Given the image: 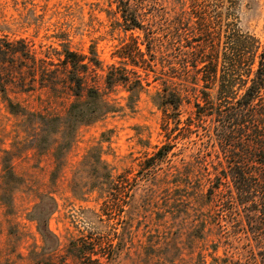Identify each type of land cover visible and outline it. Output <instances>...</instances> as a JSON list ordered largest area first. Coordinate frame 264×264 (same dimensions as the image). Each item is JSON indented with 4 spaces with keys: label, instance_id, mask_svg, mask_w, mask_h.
<instances>
[{
    "label": "rangeland",
    "instance_id": "1",
    "mask_svg": "<svg viewBox=\"0 0 264 264\" xmlns=\"http://www.w3.org/2000/svg\"><path fill=\"white\" fill-rule=\"evenodd\" d=\"M129 5L154 43L171 37L174 42H166L160 52L158 44L153 46L154 71L147 72L148 84L132 108L122 85L104 89L110 65L124 63L144 76L118 56L131 36L138 42L145 37L143 30H124L114 0H0V45L6 51L0 55V74L13 103L26 111L65 114L74 99L62 61L66 45L85 57L95 52L100 66L88 70L86 84L99 87L116 107L79 126L56 167L55 143L35 148L31 138L38 134V124L10 112L0 93V264H81L66 253V245L82 235L114 246L107 250L108 264H210L212 254L233 260L246 255V248L235 242H220L216 250L211 246L231 222L225 221L230 216L220 218L229 213L228 205H220L217 195L207 199V188L219 179L211 181L205 173L222 166L218 146L205 136L209 118L195 115L192 102H182L179 115L170 114L163 124L153 97L165 77L160 72L167 70L162 51L175 48V53L197 43L192 38L199 32L195 17H207L209 29L219 34V48L228 53L227 35L246 33L264 41V0H129ZM220 67L226 70L222 63ZM36 68L42 73L32 71ZM186 123L189 131L183 128ZM51 137L60 140L59 134ZM92 147L101 150L112 177L109 184L100 178L92 186L96 169L82 163ZM159 150L167 153L156 154ZM154 155L159 159L151 162ZM4 157L15 178L4 175ZM37 204L52 207L47 225L59 247L51 255L41 253L36 222L28 218Z\"/></svg>",
    "mask_w": 264,
    "mask_h": 264
},
{
    "label": "trees",
    "instance_id": "2",
    "mask_svg": "<svg viewBox=\"0 0 264 264\" xmlns=\"http://www.w3.org/2000/svg\"><path fill=\"white\" fill-rule=\"evenodd\" d=\"M114 1L117 3L124 30L144 31V41L138 42L136 37L131 36L130 42L124 43L118 51V56L123 61L143 70L144 76L134 69L125 68L123 63L121 66L110 65L104 77V89H111L117 84L125 88L128 92L127 105L132 108L139 91L148 84L145 78L147 72L154 71V55L151 53L153 46L158 44L157 51L160 52L161 48L166 47V42H174L171 37L166 42L159 39L154 43L155 38L152 35L147 36L148 32L146 33L143 24L138 20L135 10L130 7L129 0ZM195 18L199 32L192 38L197 43L189 44L188 49H178L175 53V48L162 51L166 57L161 54V59L167 64V70L160 72L165 77L162 79L161 89L153 97V102L162 110L163 124H167L170 114L179 115L182 102H192L195 115L209 118L211 123L205 136L212 145L218 146L215 152L222 166L219 170L214 168V172L205 173L211 181L212 177L219 179L216 185L211 184L207 188V199L217 195L218 202L222 200L220 205H228L226 209L229 213L220 214V218L230 216L225 221L231 222L229 229L226 226L219 231L218 241L211 246L216 250L220 242H235L238 247L241 244V248H246V255L243 257L238 253V257L233 260L232 256L219 257L212 254L210 264H264V41L260 42L255 36L246 33L227 35L231 51L222 52L219 48V34L209 29L207 17ZM1 37L4 35H0V39ZM188 38L185 36L183 40L187 41ZM7 45L11 47L13 43ZM4 52L5 49L0 45V55ZM12 52L21 51L14 49ZM90 54V57L79 55L66 45L62 49V61L68 73L66 88L74 97L62 116L26 111L13 103L7 97L5 81L0 74V93L7 101L10 112L26 115L32 124H38L39 132L33 135L31 144L35 148L45 149L55 143L56 167H60L62 155L70 147L79 126L89 124L116 110L115 105L104 97V91L86 84L88 70L95 71L100 66L95 52L91 51ZM221 63L223 67L226 66V70H220ZM36 70L42 73L40 68L32 69L34 72ZM172 78H176L175 81ZM49 88L56 89L52 85ZM190 126V123H186L183 128L189 131ZM55 134L60 135L58 142L51 137ZM159 152L161 156L167 153L159 150L156 154ZM155 155L150 158L151 162L159 159ZM3 160L4 175L15 178L6 158ZM82 163L96 169L95 183L92 186H97L101 179L110 183L111 173L101 159L99 147L90 148ZM123 179L128 182V178ZM51 212L52 207L46 209L42 204H37L28 214V218L36 222V229L43 241L41 253L47 255L56 253L59 247L58 237L47 225V217ZM112 247L114 246L109 241L102 243L101 240L82 235L68 241L66 253L81 264H108L111 254L107 250L112 251Z\"/></svg>",
    "mask_w": 264,
    "mask_h": 264
}]
</instances>
